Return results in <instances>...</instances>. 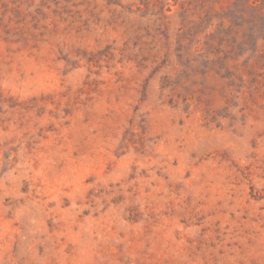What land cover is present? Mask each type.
Wrapping results in <instances>:
<instances>
[{
    "label": "rangeland",
    "instance_id": "1",
    "mask_svg": "<svg viewBox=\"0 0 264 264\" xmlns=\"http://www.w3.org/2000/svg\"><path fill=\"white\" fill-rule=\"evenodd\" d=\"M0 264H264V0H0Z\"/></svg>",
    "mask_w": 264,
    "mask_h": 264
}]
</instances>
